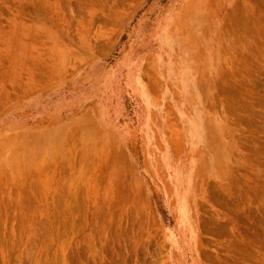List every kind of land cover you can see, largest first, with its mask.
<instances>
[{"label": "rangeland", "instance_id": "obj_1", "mask_svg": "<svg viewBox=\"0 0 264 264\" xmlns=\"http://www.w3.org/2000/svg\"><path fill=\"white\" fill-rule=\"evenodd\" d=\"M0 264H264V0H0Z\"/></svg>", "mask_w": 264, "mask_h": 264}]
</instances>
